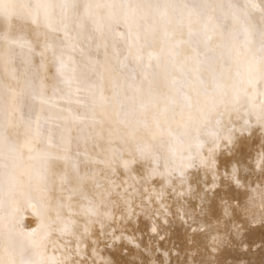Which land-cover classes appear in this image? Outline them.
Returning a JSON list of instances; mask_svg holds the SVG:
<instances>
[{
	"label": "bare ground",
	"instance_id": "1",
	"mask_svg": "<svg viewBox=\"0 0 264 264\" xmlns=\"http://www.w3.org/2000/svg\"><path fill=\"white\" fill-rule=\"evenodd\" d=\"M7 2L0 257L264 264L258 21L233 0Z\"/></svg>",
	"mask_w": 264,
	"mask_h": 264
},
{
	"label": "snow or ice",
	"instance_id": "2",
	"mask_svg": "<svg viewBox=\"0 0 264 264\" xmlns=\"http://www.w3.org/2000/svg\"><path fill=\"white\" fill-rule=\"evenodd\" d=\"M260 3L262 6H264V0H260ZM13 7L14 5L7 2V0H0V17H6L11 19L13 16V12L11 11ZM35 7L47 9L48 7H50V5L37 4ZM129 7H139V6H129ZM229 7L234 9L236 13H243L245 17L248 19H254L258 21L260 35L261 37H264V12L256 13L251 9V7L246 2H244V0H233V2L229 4ZM167 8L168 5L164 4L163 5L164 11L161 13L162 15L167 14ZM253 72L254 70L251 66V63L249 62L246 68V74L247 77L249 78V83L254 82ZM255 72L258 73L261 77V80L264 81V62L261 63V66L259 68L255 69ZM233 103H239V101L238 100L233 101ZM261 159L262 162H264V154H262ZM233 178H235V169H233ZM0 264H19V262L13 256L9 255V258L7 260H5L3 257H0Z\"/></svg>",
	"mask_w": 264,
	"mask_h": 264
}]
</instances>
